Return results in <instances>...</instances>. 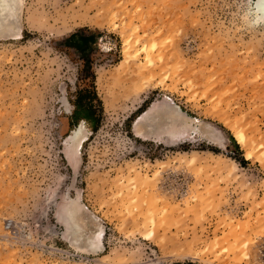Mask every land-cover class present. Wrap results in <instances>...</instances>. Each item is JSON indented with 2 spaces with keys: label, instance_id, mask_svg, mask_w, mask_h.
<instances>
[{
  "label": "rangeland",
  "instance_id": "rangeland-1",
  "mask_svg": "<svg viewBox=\"0 0 264 264\" xmlns=\"http://www.w3.org/2000/svg\"><path fill=\"white\" fill-rule=\"evenodd\" d=\"M254 2L10 1L0 264H264Z\"/></svg>",
  "mask_w": 264,
  "mask_h": 264
},
{
  "label": "bare ground",
  "instance_id": "bare-ground-1",
  "mask_svg": "<svg viewBox=\"0 0 264 264\" xmlns=\"http://www.w3.org/2000/svg\"><path fill=\"white\" fill-rule=\"evenodd\" d=\"M10 1L13 0H0V15H3L5 18H7L6 16V12L8 7L10 6ZM19 3V2H18ZM11 7V6H10ZM253 11H254V15H255V22L257 24H262L264 25V0H255L254 4H253ZM9 14V13H8ZM12 15V14H11ZM156 43V42H155ZM154 48L156 49V51L158 52L157 55L159 57V60L162 62L163 57L160 56V47L157 44H154ZM157 59V58H156ZM158 60V61H159ZM123 68V67H122ZM176 108V106H175ZM179 109V108H178ZM155 112V111H154ZM153 120V119H151ZM159 120V119H158ZM165 120V119H164ZM159 122V121H158ZM166 122H168V124L171 122V120H166ZM148 124V123H147ZM172 124V123H170ZM157 125V124H156ZM78 131L76 130V133ZM80 132V131H79ZM168 135V134H167ZM138 137H140V134L137 135ZM169 136V135H168ZM236 137L238 138L239 142L242 144H245V139H244V135L242 133H236ZM170 138V137H169ZM183 138V137H182ZM140 177V175H138Z\"/></svg>",
  "mask_w": 264,
  "mask_h": 264
},
{
  "label": "trees",
  "instance_id": "trees-1",
  "mask_svg": "<svg viewBox=\"0 0 264 264\" xmlns=\"http://www.w3.org/2000/svg\"><path fill=\"white\" fill-rule=\"evenodd\" d=\"M82 103H83V98H81V97H78V99L76 101L72 102V105L75 108L73 111V115L76 116L77 114H79L81 108H83V106H86V104H88L87 109L90 111H93L94 106H93V101L91 98H88V103H83V104ZM84 119L88 120V118H84ZM93 130H96V128L94 127Z\"/></svg>",
  "mask_w": 264,
  "mask_h": 264
},
{
  "label": "snow or ice",
  "instance_id": "snow-or-ice-1",
  "mask_svg": "<svg viewBox=\"0 0 264 264\" xmlns=\"http://www.w3.org/2000/svg\"><path fill=\"white\" fill-rule=\"evenodd\" d=\"M23 5H21L22 7ZM18 38V37H17ZM93 43H98L99 47H98V51L100 52L101 55L105 54V53H110L111 52V47L110 45H106L102 42H98V41H93ZM219 140V146H224L226 144V139L224 137H218ZM146 239H148V237H146Z\"/></svg>",
  "mask_w": 264,
  "mask_h": 264
}]
</instances>
